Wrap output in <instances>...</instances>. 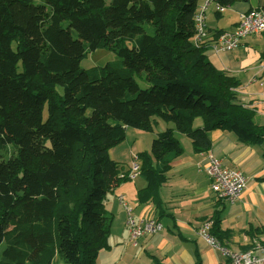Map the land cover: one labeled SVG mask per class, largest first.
Returning <instances> with one entry per match:
<instances>
[{"label": "trees", "instance_id": "1", "mask_svg": "<svg viewBox=\"0 0 264 264\" xmlns=\"http://www.w3.org/2000/svg\"><path fill=\"white\" fill-rule=\"evenodd\" d=\"M198 8L199 0H0V264H97L113 220L104 201L130 172L108 152L128 127L173 122L198 153L213 129L264 142L255 110L239 101L241 82L207 58L223 30L194 40ZM95 49L117 59L81 68ZM182 151L167 127L137 153L147 182L140 203L158 209ZM221 211L208 233L225 246Z\"/></svg>", "mask_w": 264, "mask_h": 264}, {"label": "crops", "instance_id": "2", "mask_svg": "<svg viewBox=\"0 0 264 264\" xmlns=\"http://www.w3.org/2000/svg\"><path fill=\"white\" fill-rule=\"evenodd\" d=\"M202 1L199 0V5ZM263 6L264 0H235L219 14L210 6L205 17L208 35L219 30H232L240 14ZM263 51L264 31L247 35L231 50L210 47L206 51L209 61L228 70L241 82L239 101L255 110V121L262 125L264 88L259 81L264 78ZM159 131H151L145 145L130 143L125 137L109 149V157L130 168L138 152L149 151L148 143ZM174 133L183 151L172 161L167 179L159 189L161 204L158 209L153 202H139L138 191L147 183L139 175L121 181L107 194L104 210L113 220L108 247L98 252L97 264H153L151 255L161 258L164 264H193L196 252L201 264H223L226 258L221 250L210 245L200 234L203 223L210 222L217 209L222 210L221 229L227 231L224 247L242 252L255 243L264 246V142L241 143L232 132L213 129L209 132L211 147L198 153L191 140L185 139L188 138L185 134L179 130ZM208 155L245 175L246 185L233 201L218 197L212 191L205 168ZM120 197L130 207L134 219L157 220L161 229L144 234L133 243Z\"/></svg>", "mask_w": 264, "mask_h": 264}, {"label": "built area", "instance_id": "3", "mask_svg": "<svg viewBox=\"0 0 264 264\" xmlns=\"http://www.w3.org/2000/svg\"><path fill=\"white\" fill-rule=\"evenodd\" d=\"M209 4H214L215 10L218 12L223 11L227 6L215 0H203L194 15L195 42L202 40L207 34L205 9ZM262 31H264V9H253L240 14L238 22L232 30L222 31L218 37V43L214 44L213 47L214 49L231 50L238 45L242 38ZM259 84L264 88V78L259 81ZM138 168L136 159H134L128 174L129 178L133 179L137 176ZM205 168L211 179V189L218 197L233 201L246 185V177L241 171L225 167L217 157L208 155ZM120 202H122L127 213L126 225L133 243H136L140 236L155 233L161 229V223L157 220L141 217L138 220L134 219L130 207L123 201L122 197H120ZM209 225L210 222L205 221L200 234L210 245L221 250L222 255L228 260L227 264H264V246L255 243L252 248L242 252L232 251L221 245L215 237L208 233Z\"/></svg>", "mask_w": 264, "mask_h": 264}, {"label": "rangeland", "instance_id": "4", "mask_svg": "<svg viewBox=\"0 0 264 264\" xmlns=\"http://www.w3.org/2000/svg\"><path fill=\"white\" fill-rule=\"evenodd\" d=\"M115 59H117V56L112 51L108 49H95L93 51H89L87 56L81 59L80 67L89 68L93 66H98ZM137 81L141 88H145L147 86V83L144 80L139 79L138 77H137ZM157 122L158 124H155L153 126L152 132H157L167 127H171L174 129L175 132H177L176 126L173 122H165L160 119H157ZM200 123H202L201 118L197 117L193 123V126L197 127V124ZM147 135H151L150 131H144V130L128 127L126 130V141H129L130 143L137 142L139 145H145L148 142V139H146ZM185 139H189V138H185ZM151 142L148 143L149 150H150ZM53 264H69V263L62 258H57Z\"/></svg>", "mask_w": 264, "mask_h": 264}]
</instances>
